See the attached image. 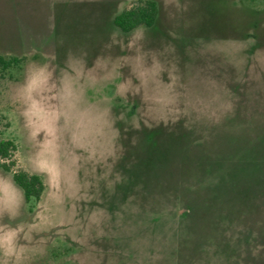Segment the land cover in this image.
Returning a JSON list of instances; mask_svg holds the SVG:
<instances>
[{"label": "rangeland", "instance_id": "1", "mask_svg": "<svg viewBox=\"0 0 264 264\" xmlns=\"http://www.w3.org/2000/svg\"><path fill=\"white\" fill-rule=\"evenodd\" d=\"M134 1L0 0L1 138L45 185L0 199V264H264V6L123 35Z\"/></svg>", "mask_w": 264, "mask_h": 264}, {"label": "trees", "instance_id": "2", "mask_svg": "<svg viewBox=\"0 0 264 264\" xmlns=\"http://www.w3.org/2000/svg\"><path fill=\"white\" fill-rule=\"evenodd\" d=\"M249 8L264 6V0H245ZM159 7L155 0H136L113 16L112 23L123 35H129L139 28L152 29L158 19ZM25 59L0 55V80L12 70L20 68ZM0 131V171L9 174L15 186L22 190L24 203L29 210L35 207L45 190L40 175L16 168L14 159L17 146L14 141L2 139Z\"/></svg>", "mask_w": 264, "mask_h": 264}, {"label": "clouds", "instance_id": "3", "mask_svg": "<svg viewBox=\"0 0 264 264\" xmlns=\"http://www.w3.org/2000/svg\"><path fill=\"white\" fill-rule=\"evenodd\" d=\"M38 83H39V76L37 75L30 82L26 83V87L28 88L29 91H33L36 89ZM21 192L22 190L19 189L17 186H15L6 177H0V199H2L5 196V193H8L10 195H15Z\"/></svg>", "mask_w": 264, "mask_h": 264}]
</instances>
